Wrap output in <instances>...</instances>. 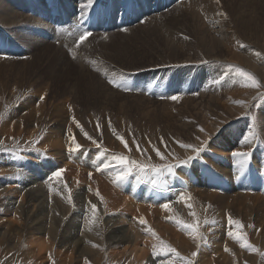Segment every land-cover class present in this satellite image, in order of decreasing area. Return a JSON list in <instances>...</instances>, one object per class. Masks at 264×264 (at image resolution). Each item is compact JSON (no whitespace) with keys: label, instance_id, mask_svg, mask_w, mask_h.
<instances>
[{"label":"rangeland","instance_id":"374dc122","mask_svg":"<svg viewBox=\"0 0 264 264\" xmlns=\"http://www.w3.org/2000/svg\"><path fill=\"white\" fill-rule=\"evenodd\" d=\"M102 1L104 6L108 3L100 15L103 20L108 12L107 29L86 28L91 35L77 46L85 30L78 28L72 34L77 36L63 38L53 29V13L65 10L66 19L76 18L86 0H0V112L4 113L0 118V264H147L152 250L141 259L130 248L105 240L103 222L111 218L112 211L104 215L97 208L94 222L89 223V197L77 196V189L70 187L64 175L80 168L82 174V169L94 172L112 155L153 164L175 163L185 159L184 151H191L182 145L198 146L203 141L208 143L201 156L179 165L175 175L163 173L162 182L153 185L152 180H140L135 171L116 182L120 203L124 195L135 198L134 208L125 205L130 209L128 217L134 216L135 207L141 208L145 227L151 224L160 240L190 259V249L179 244L191 235L177 223L188 221L170 220L166 217L169 209L161 205L174 201L178 211H190L185 201L189 192L194 198L197 194L194 207L201 217L193 211L198 219L190 215V223H198L200 235L207 240L204 244L199 239L201 248H206L213 264H264V0ZM98 2L94 0L85 11ZM132 8L139 13L135 19ZM63 29L56 28L60 33ZM228 65L233 66L231 71ZM235 67L252 73L260 87L248 86L243 77L235 75ZM120 73L124 74L121 82L132 90L109 83L110 79L120 81ZM249 131L254 138L245 143L243 137ZM72 137L81 145L75 153L68 151ZM33 140L34 145L29 143ZM100 149L107 151L96 159ZM154 149L166 159L161 161ZM233 150H251L243 173H234L240 158L232 156ZM31 151L37 157L27 156ZM58 169L65 170L57 178H64L67 186L56 184L52 173ZM115 171L97 173L107 182L114 180ZM144 176L158 177L150 170ZM127 183L138 189L125 188L132 196L121 188ZM26 184L33 185L40 201L55 200L52 206L59 216L55 233L32 231L24 213L28 209L32 215L40 201L27 195ZM55 187L60 195L50 191ZM211 193L215 195L209 197ZM229 217L241 223L239 231L258 251L241 248L229 237L230 230L237 231L235 225L230 228ZM49 221L43 226L49 228ZM73 226H84L97 236L84 245L88 254L98 253L94 259L79 256L72 244L63 243ZM109 251L112 256L105 255ZM153 256L182 264L171 254Z\"/></svg>","mask_w":264,"mask_h":264},{"label":"bare ground","instance_id":"6f19581e","mask_svg":"<svg viewBox=\"0 0 264 264\" xmlns=\"http://www.w3.org/2000/svg\"><path fill=\"white\" fill-rule=\"evenodd\" d=\"M80 3H82V2H80ZM94 3V2H93ZM118 3V2H117ZM195 4V3H194ZM63 5V4H62ZM97 5H99V6H97ZM107 5H108V3H107ZM106 5V6H107ZM113 5V4H112ZM158 5V4H157ZM80 6V5H79ZM106 6H104V4H103V1L102 0H99V2L95 5V8L94 9H91L88 13L90 14V12L92 11V13H94V14H97L96 16H97V21L100 19V15H102V12H103V9L106 7ZM143 6V5H142ZM195 6H196V4H195ZM124 8V7H123ZM147 8V7H146ZM144 9V8H143ZM61 10H63V9H61ZM107 10V8H105V11ZM130 11H133V12H131L130 14H134L135 16H134V19L136 18V16H137V14H139L138 13V11H136V9H133L132 8V10H130ZM15 13H17L16 11H15ZM64 13H65V10H64ZM64 13H53L54 15H55V19H54V23L53 24H55V25H53L52 24V26H53V29H54V31L56 32V33H58V34H60L63 38H65V39H71V38H73V37H75V36H77V35H74V36H72V34L73 33H75V30H76V32H77V29L78 28H80V29H82V30H85L86 28H91V27H88L87 26V22H83L81 19H80V16H77L76 18H70V19H66L65 18V15H64ZM18 14V13H17ZM20 14V13H19ZM18 14V15H19ZM59 14H61V15H59ZM75 14V13H74ZM89 14L87 15V16H89ZM107 14H108V12H106V16H107ZM144 14V13H143ZM21 15V14H20ZM6 16V15H5ZM6 17H8V16H6ZM21 17V16H20ZM19 17V18H20ZM27 17V16H26ZM25 17V18H26ZM31 17V16H30ZM29 17V18H30ZM110 17V16H109ZM119 17H120V15H119ZM116 18V17H115ZM3 19H5V18H3ZM34 19V18H33ZM36 19V18H35ZM107 19H110V18H107ZM127 19H129V18H127ZM126 19V20H127ZM113 20H114V13H113ZM112 20V21H113ZM121 20V19H120ZM22 21V20H21ZM82 21V22H81ZM8 22V21H7ZM35 23V22H34ZM37 23V22H36ZM39 23V22H38ZM42 23V22H41ZM124 23V22H123ZM3 24V23H2ZM40 24V23H39ZM6 25V24H5ZM17 25V24H16ZM106 25H108V23L106 22H104V24H102L101 25V27H97V28H102V29H104L105 28V26ZM9 26V25H8ZM7 26V27H8ZM99 26V25H98ZM104 26V27H103ZM63 27L65 28V32H63V33H60L59 31H57L56 30V28L57 29H60V30H64L63 29ZM96 28H94V30H95ZM105 29H107V28H105ZM14 30V29H13ZM93 30V31H94ZM68 31V32H67ZM54 32V33H55ZM62 32V31H61ZM14 33V32H13ZM65 34L67 35V37H65ZM56 36V35H55ZM70 36V37H69ZM72 36V37H71ZM20 37V36H19ZM30 39V38H29ZM45 41V40H44ZM21 42V41H20ZM30 42V41H29ZM24 43V42H23ZM27 43V42H26ZM35 43V42H34ZM73 44V43H72ZM22 46H23V44H22ZM36 46V45H35ZM68 49V48H67ZM255 52V51H254ZM238 54V53H237ZM236 57V56H235ZM241 57V56H240ZM239 58V57H238ZM237 58V59H238ZM243 60V59H242ZM248 60V59H247ZM246 60V61H247ZM239 61V60H238ZM245 61V60H244ZM237 63V62H236ZM244 65H246L245 63H244ZM251 67V66H250ZM254 68H255V66H254ZM264 74V73H263ZM262 76V75H261ZM264 79V78H263ZM230 95V94H229ZM236 95H238V94H236ZM232 109V108H231ZM233 110V109H232ZM222 120V119H221ZM27 121V120H26ZM100 128V127H99ZM98 130V129H97ZM40 135V134H39ZM252 146H254V143L250 146V148L252 147ZM242 149V148H241ZM234 151V150H233ZM189 155H192V152L191 151H184L183 152V156L186 158L187 156H189ZM27 156H29V157H37V155L33 152V151H31L30 152V155H27ZM54 156V155H53ZM56 158V157H55ZM234 161H235V159H234ZM238 162V161H237ZM236 167L235 168H233L234 169V173H238L239 174V172H241L240 171V167H239V162L235 165ZM81 167V166H80ZM79 167V168H80ZM91 167V166H90ZM70 168H74V167H71V165H70ZM69 168V169H70ZM78 168V169H79ZM65 170H66V167L64 168ZM76 169V168H75ZM81 169V168H80ZM78 170V171H72V170H70V172L68 173L69 175H64L65 174V172H63V175L64 176H68L69 178V180L68 181H70L69 183H70V187L71 188H73V190H74V188H76L77 189V191H78V193H77V196H80V195H87V197H89L88 198V200H89V203H90V205H92V204H95L96 206H97V208H99V210L101 211V213L102 214H104L105 215V213H108L109 211H112L111 213V215H110V217L111 218H109V219H105L104 220V222H103V230H102V233H103V235H104V238H105V240H107L108 242H110L111 244H116V245H121V246H124L123 248H126V247H128V248H130L131 250L130 251H133V252H135V253H137L138 255H137V258H139V257H141V259H142V256H145L146 254H148L147 253V251H149L148 249H150V250H152V246H153V244H158V242H159V240L161 239V237L156 233V237H154V236H152V234L151 233H149L148 231H147V228H149L150 226H151V224H150V226H146L145 227V225H141L140 223H139V218H143L142 217V211L140 212V210H141V208H139L138 206V208L137 207H135V210H137V211H135L133 214H134V216L133 217H128V211H130V209L128 210L127 209V206L125 207V205H128L129 207H131L132 208V204L134 203L133 202V199L135 200V198H130L129 196H125L124 195V197L122 196V198H121V200L123 201L122 203H120V198L119 197H121V195L119 196V192H117V184H116V182L114 183L113 182V180L111 179V180H109V181H107V182H105L104 181V179L103 178H101L102 176H101V174L99 175L98 173H97V170L95 169V171L94 172H92V171H87V172H89V173H86L85 171L86 170H84V169H82L83 170V174H82V172H81V170ZM230 169V168H229ZM64 170V171H65ZM68 170V169H67ZM89 170H92V169H89ZM80 171V172H79ZM105 171V170H104ZM184 171V170H183ZM223 171V170H222ZM68 172V171H67ZM107 173V172H106ZM182 173V172H181ZM67 174V173H66ZM85 174H87V175H85ZM91 174V175H90ZM104 174V173H103ZM113 174V173H112ZM111 174V175H112ZM147 175V174H146ZM167 175V174H166ZM152 176V175H151ZM151 176H144L143 175V177L141 178V177H139V179L140 180H152L151 178ZM232 177V176H231ZM57 178V177H56ZM55 178V179H56ZM110 178V177H109ZM185 178V177H184ZM155 179V178H154ZM167 179V181H165L166 183L168 182H170V180H168V178L167 177H165L164 178V180H166ZM23 180V179H22ZM32 180V179H31ZM144 180V181H145ZM156 180H159V182H162L163 181V179L160 177V176H158V177H156ZM184 180V179H183ZM186 180H187V178H186ZM185 180V183L187 184H189V181L187 180L186 181ZM58 181H60V182H58ZM56 182V184L57 183H61V184H63V186L65 185V186H67V182H66V180L63 178V179H61V178H57V181H55ZM149 182V181H148ZM30 184H26L25 186H23L24 187V190L27 192V195H30V196H33L35 199H36V201L37 202H39L40 201V199L41 198H39L40 196H38L39 194L38 193H34V187H33V185L32 186H29ZM60 185V184H59ZM129 185V183H127V185H123V186H121V188H123V190H124V192L126 193L127 192V190H129V188H131L133 191H138V189L137 188H135L134 189V187H132L131 185L132 184H130V186H128ZM60 186H62V185H60ZM170 187L169 188H172V185H169ZM175 186H177V185H175ZM54 187V186H53ZM126 187H129L127 190H125V188ZM184 189H189V185L187 186V185H185V186H182ZM22 188V187H21ZM42 188V187H41ZM56 188V187H55ZM60 188V187H59ZM64 188V187H63ZM68 188H69V186H68ZM231 188V187H230ZM65 190V189H64ZM192 190H194V189H192ZM197 190V189H196ZM241 190V189H240ZM244 190V189H243ZM36 191V190H35ZM50 191H52L53 192V194H55V192L56 193H58L57 192V188L56 189H54V188H51L50 189ZM62 191V190H61ZM60 191V192H61ZM77 191H75V192H77ZM188 191V190H187ZM74 192V193H75ZM97 192H99V196H97ZM241 192V191H240ZM50 193V192H49ZM70 193H71V191H70ZM130 193H132V191L131 192H127L126 193V195H128V194H130ZM59 194V193H58ZM189 194H191V195H189L190 196V198H188V199H186V201L188 202V204H191L192 205V207L189 209L190 211H187V209L185 210V211H183L182 210V208L180 209L181 210V212L180 211H178L176 208H175V205H176V202H170V205H168V211H167V213H166V217L167 218H169L170 220L172 219H175V218H177V219H183L184 221H188V223H190V220H192V218H191V216H190V213H191V211L193 212V211H196L197 212V215H199L200 217H201V214H199V212H198V209H196L195 207H194V205H195V200H196V195H195V198L193 197V193H190L189 192ZM203 194V193H202ZM247 194V193H246ZM52 195V194H51ZM50 195V196H51ZM57 195V194H56ZM60 195V194H59ZM131 195V194H130ZM201 195V194H200ZM211 195H215L214 193L212 194H210L209 195V197L211 196ZM253 195L255 196V194L253 193ZM253 195H250V196H252L251 197V199L253 198ZM132 196V195H131ZM182 196H185V193L182 195ZM198 196V195H197ZM259 196V195H258ZM257 195H256V197H258ZM261 196L262 195H260L259 197L261 198ZM29 197V196H28ZM53 197V196H52ZM101 197H103V200H101ZM139 198H140V195L138 196ZM215 196H213L212 197V199H211V201H213V198H214ZM218 196H216V198H217ZM54 198H56V196L54 197ZM169 198V197H168ZM141 199V198H140ZM172 199V198H171ZM205 199V198H204ZM208 199H210V198H208ZM221 199V198H220ZM43 200V199H42ZM45 200V199H44ZM181 200H183V199H180V201ZM253 200L254 201H260V200H258V198H253ZM263 200V199H262ZM261 200V201H262ZM33 201V200H32ZM46 201H48V200H46ZM54 201L55 200H51L50 201V199H49V202L48 203H46V202H42V201H40V203H39V205H38V207H37V210L35 211V212H33L32 213V215H30V214H28V209L26 210V208H25V210L27 211V213L25 212L24 213V215H25V217L27 218V220L29 219V222H30V224H31V229H32V231H48V234H50V233H55L56 232V230L58 229V224H59V216L57 215L58 213L56 212V211H54L53 210V204H54ZM86 201V200H85ZM185 201V200H184ZM185 201V203L187 204V202ZM182 202V201H181ZM214 202V201H213ZM74 203V202H73ZM124 203V206H122V204ZM146 203V202H145ZM88 204V203H87ZM135 204H137L136 202H135ZM57 205V204H56ZM138 205V204H137ZM143 205V204H142ZM146 205V204H145ZM144 205V206H145ZM143 206V207H144ZM181 207H182V204L180 205ZM128 207V208H129ZM141 207V206H140ZM145 207H147V206H145ZM184 207V206H183ZM133 208H134V204H133ZM180 208V207H179ZM56 209V208H55ZM74 209V208H73ZM23 210V209H22ZM153 210V209H152ZM166 210V209H165ZM99 211V212H100ZM73 212V211H72ZM144 212V211H143ZM57 213V214H56ZM145 213V212H144ZM202 214H203V212H202ZM206 214V213H205ZM67 215H68V213H67ZM108 215V214H107ZM195 216V218H197L198 219V216ZM77 216V215H76ZM109 216V215H108ZM184 218H183V217ZM189 216V217H188ZM24 217V216H23ZM193 217V216H192ZM206 216L204 215V218H205ZM67 218H69V217H67ZM194 218V219H195ZM153 219V218H152ZM207 219V218H206ZM26 220V219H25ZM26 220V221H27ZM50 220V221H49ZM46 221H49V224L50 225H48L49 226V228H46V227H44L45 225H47L46 223ZM86 221V220H85ZM84 221V222H85ZM150 221V220H149ZM152 221V220H151ZM195 221H196V219H195ZM88 222V221H87ZM27 223V222H26ZM45 224V225H44ZM84 224H88V223H84ZM101 224V223H100ZM146 224V223H145ZM147 224H149V223H147ZM153 224H156V223H154L153 222ZM152 224V225H153ZM29 225V224H28ZM44 225V226H43ZM54 226V229H52L51 228V226ZM89 225V224H88ZM202 225V224H201ZM154 226V225H153ZM158 226V225H157ZM159 226H161V225H159ZM158 226V227H159ZM59 227H62V225H59ZM86 227H88L87 225L85 226V228ZM90 227H91V225H90ZM162 227V226H161ZM160 227V228H161ZM164 227V226H163ZM85 228H84V226H82V227H79V226H73V229L66 235V238L64 237V235H63V237L65 238L64 239V241H63V243H65V244H72V246H74V250H75V252H77L78 254H79V256L81 255H89L88 257H91L92 256V258L94 259V257H95V255H97L98 256V253L95 251V252H91L90 254H88V252L87 251H89V250H87L88 249V247L87 248H84V245L86 244V243H89V242H93L94 240V238L95 237H97L96 235H95V233H91L90 231H88L87 229L85 230ZM100 228H102V227H100ZM156 228V227H155ZM164 228H166V227H164ZM52 229V230H51ZM90 230V229H89ZM101 230V229H100ZM159 230H161V229H159ZM201 229H199L198 228V232H199V234H201V231H200ZM22 231V230H21ZM45 231V232H46ZM52 231V232H51ZM97 231V230H96ZM168 231H171V230H168ZM188 232V230L187 229H185V232ZM203 231V230H202ZM92 232H93V230H92ZM98 232V231H97ZM163 232H165V231H163ZM38 233V232H37ZM51 235V234H50ZM100 235H101V233H100ZM103 235H101V236H103ZM21 236V235H20ZM188 236V235H187ZM157 237L159 238V240L157 239ZM172 237V236H171ZM168 238V237H167ZM189 238V239H188ZM187 238V240H183V243H180L179 244V247H181V248H184L185 250H189L190 249V254L193 252V251H198V255H197V257H195V258H193L192 256H191V258H190V260H192L193 261V264H213V259L208 255V253L206 252V248H201V246L199 247V248H197V244H200V245H202L201 243H200V240L199 239H193L192 238V236H191V239H190V237H188ZM171 239V238H170ZM97 240V239H96ZM104 240V239H103ZM172 241V240H171ZM106 242V241H105ZM27 243V242H26ZM30 243V242H29ZM45 243H46V241H45ZM96 243H97V241H96ZM174 243H176L175 241H174ZM106 244V243H105ZM105 244H103V246H105ZM47 245V244H46ZM49 245V244H48ZM108 244H106V246H107ZM50 246V245H49ZM105 246V247H106ZM112 247V246H111ZM110 247V248H111ZM119 247V246H118ZM139 247H140V249H139ZM122 248V247H121ZM127 248V249H128ZM39 249H41V248H39ZM108 249V248H107ZM73 250V251H74ZM117 250V249H116ZM123 250V249H122ZM98 251V250H97ZM180 251H181V249H180ZM113 251H109L108 252V254H105V255H110V256H112L113 255V253H112ZM115 252V251H114ZM121 252V251H120ZM120 252H118V255L120 254ZM127 252V251H126ZM43 252H41L40 254H42ZM107 253V252H106ZM134 253V254H135ZM181 253V252H180ZM102 254V253H101ZM123 254V253H122ZM121 254V255H122ZM131 254H133V253H131ZM100 255V254H99ZM115 255V254H114ZM117 255V254H116ZM115 255V256H116ZM117 255V256H118ZM102 256V255H101ZM116 256V257H117ZM122 256H124V254L122 255ZM187 256H190V255H187ZM103 257V256H102ZM107 257V256H106ZM114 257V256H113ZM149 258L148 259H146V262L145 263H147V264H161V260L158 258V257H154L153 255H151V256H148ZM131 258V257H130ZM136 258V257H135ZM136 258V259H137ZM145 258V257H144ZM189 258V257H188ZM133 259V258H132ZM110 260V259H109ZM120 260V259H119ZM118 261V260H117ZM133 261V260H132ZM144 261V260H143ZM141 262H142V260H141ZM132 263V262H131ZM140 262H137V264H139ZM143 263V262H142ZM141 264V263H140Z\"/></svg>","mask_w":264,"mask_h":264},{"label":"snow or ice","instance_id":"6c2138e0","mask_svg":"<svg viewBox=\"0 0 264 264\" xmlns=\"http://www.w3.org/2000/svg\"><path fill=\"white\" fill-rule=\"evenodd\" d=\"M93 2H94V0H86V2L81 5V12H80V19L81 20H83V18L88 15V13L85 11V9H90L93 5ZM90 35H91V33L89 31L85 30L83 32V34L79 36V39L76 41L77 46H79L81 44V42L85 41ZM228 69H229V71H231L233 69V66L228 65ZM234 72H235V75L243 77L248 86L254 87V88L260 87L258 80L256 79V77L252 73H250V72H248V71H246L240 67H235ZM225 75H227V73H225ZM123 80H124V74L120 73V81H117L116 79H110L109 83L113 84L116 87H120L125 91L132 90L127 86L126 83L121 82ZM43 98L44 97L41 96V100H43ZM169 98L172 100L178 99L177 96H171ZM3 115H4V113L0 112V118H2ZM76 123H77V127H80L79 123L78 122H76ZM97 127H99V125H97ZM201 131H203V129H201ZM85 136H87V133H85ZM88 138L91 139V137H88ZM118 138L121 140V143L124 144V146L127 148L128 145L124 141V139L122 137H118ZM253 138H254V132L249 131L243 137V141L245 143H248V142H251L253 140ZM29 143L34 145L36 143V141L33 140V141H30ZM93 143H96V141H93ZM207 143H208V141H203L198 146L197 145H182V147L191 149L193 154L187 156L185 159H177L175 163L165 162V163H160V164H153L150 162L146 163L143 161H137L134 159H130L129 157L124 156V155H112L110 158H105L103 160V162L96 168V170L99 172L102 170L115 168L116 171L114 173V180H113L114 183L126 180L127 177L129 175H131L134 171L138 173V176H137L138 179H139L140 175H146L149 170L151 171V173L154 176H160L165 172L170 174V175H175V169L179 165H187L190 162L199 158L201 156V154L205 151V146ZM97 147L100 148V145L97 144ZM80 148H81V145L76 143L75 138L72 137V146H70L68 148V151L70 153H75L78 150H80ZM0 150H2V142H0ZM137 150L140 151L139 148ZM106 151H107L106 149H100L96 159H100V157H104ZM154 151L156 152V155L160 158L161 161H164L166 159L165 156L162 155L158 149H154ZM232 156L240 158L239 159V167H240V171L243 173L245 168L248 166V161H249L250 156H251V150H249V151H233ZM63 171H64V169H58L52 173V176L53 177H60L61 174L63 173ZM50 179H51V177H50ZM156 183H157V180L152 179V184L155 185ZM97 196H99V192H97ZM181 199H184V197L181 196ZM101 200H103V197H101ZM68 202L71 203V197L70 196H69ZM186 206L189 208L192 207L191 204H186ZM161 207L168 208V205L164 204V205H161ZM96 212H97V206L95 204H92L91 205L92 219L89 221L90 224L94 222L95 217H96ZM190 215H192L193 217L196 216L195 212H191ZM139 223L141 225H144L146 223V221L143 218H139ZM177 223L181 224L185 229L189 230V234L193 237V239L203 240V243L207 244L206 238L202 237L198 232L199 225L197 222L184 223L183 221L178 220ZM205 223H208V221L206 220ZM228 224H229L230 228L233 225H235V228L237 229V231L230 230L228 232V235L232 239L239 242L241 248H246L250 251H258V249H256L250 242H248L245 234H243L239 231L242 228V225L239 221H233L232 218L229 217L228 218ZM147 231L149 233H151L152 236L156 237V233L150 227L147 228ZM157 239L159 240L158 237H157ZM200 246H201L200 244H197V248H199ZM225 250L228 251L227 248ZM152 254L157 255V256H166L168 254H171L174 258L179 259L182 262V264H193L192 260H190L184 256H181V254L175 248L171 247L170 245H168L163 240H159V246H157L156 244H153ZM197 254H198L197 251H193L191 253V256L193 258H195L197 256ZM161 264H175V259L162 261Z\"/></svg>","mask_w":264,"mask_h":264}]
</instances>
